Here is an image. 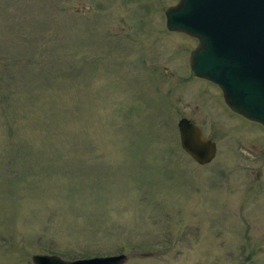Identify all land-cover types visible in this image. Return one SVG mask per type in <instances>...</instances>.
Segmentation results:
<instances>
[{"label":"rangeland","instance_id":"1","mask_svg":"<svg viewBox=\"0 0 264 264\" xmlns=\"http://www.w3.org/2000/svg\"><path fill=\"white\" fill-rule=\"evenodd\" d=\"M177 2L0 0V264H264V128L190 75Z\"/></svg>","mask_w":264,"mask_h":264},{"label":"water","instance_id":"2","mask_svg":"<svg viewBox=\"0 0 264 264\" xmlns=\"http://www.w3.org/2000/svg\"><path fill=\"white\" fill-rule=\"evenodd\" d=\"M166 28L197 40L190 74L215 84L234 113L264 127V0H179L165 11ZM180 147L209 164L216 145L186 118L177 123ZM125 254L73 261L34 255L32 264H124Z\"/></svg>","mask_w":264,"mask_h":264},{"label":"flooded vegetation","instance_id":"3","mask_svg":"<svg viewBox=\"0 0 264 264\" xmlns=\"http://www.w3.org/2000/svg\"><path fill=\"white\" fill-rule=\"evenodd\" d=\"M193 78H195V77H193ZM197 79H198V78H197ZM199 80H203V79H199ZM204 81H206V80H204ZM207 82H208V81H207ZM208 83H210V82H208ZM210 84H212V83H210ZM212 85H214V84H212ZM214 86H215V85H214ZM244 119H245V118H244ZM261 153H262V156H263V154H264L263 151H261L260 154H261ZM215 156H216V155H215Z\"/></svg>","mask_w":264,"mask_h":264}]
</instances>
